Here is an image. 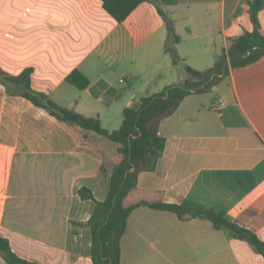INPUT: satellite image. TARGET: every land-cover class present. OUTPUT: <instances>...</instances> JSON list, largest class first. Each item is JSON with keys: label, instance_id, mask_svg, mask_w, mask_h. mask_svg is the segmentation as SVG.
<instances>
[{"label": "crops", "instance_id": "0c3cea01", "mask_svg": "<svg viewBox=\"0 0 264 264\" xmlns=\"http://www.w3.org/2000/svg\"><path fill=\"white\" fill-rule=\"evenodd\" d=\"M250 1L146 0L116 22L101 0H0V71L16 78L30 69L33 92L116 130L125 109L187 80L185 67L214 68L232 40L252 32ZM257 17L264 36V6ZM73 71L88 79L84 89L67 83ZM21 92L0 78V237L32 264H93L87 222L107 197L118 144L58 120ZM158 134L163 152L153 171L138 174L130 203L189 202L231 218L264 208V57L186 96ZM257 237L264 242V225ZM120 264L264 258L207 220L141 206L120 240Z\"/></svg>", "mask_w": 264, "mask_h": 264}, {"label": "trees", "instance_id": "16d2710c", "mask_svg": "<svg viewBox=\"0 0 264 264\" xmlns=\"http://www.w3.org/2000/svg\"><path fill=\"white\" fill-rule=\"evenodd\" d=\"M104 10L116 21L122 22L141 2L146 0H101ZM172 5L175 0H162ZM264 6V0L249 2V15L253 31L231 41L227 50L218 57L214 68L196 71L185 67L187 80L171 85L151 96L141 98L132 107L122 113V122L116 130L101 127L98 119L86 118L78 113L59 107L45 95L35 93L30 88L31 70H26L16 78H9L0 71L5 83H14L21 94L35 106L48 111L52 116L65 123L93 131L118 144L121 161L113 170L109 181L107 197L95 202L94 211L87 222L91 232V258L93 264H120V240L126 230L131 212L141 206L160 211H168L179 218H198L211 222L217 230H225L232 238L245 240L264 258V242L257 237L258 230L264 225V208L259 204L240 210L235 217H229L223 211L207 208L203 205L185 202L181 205H166L139 201L130 203L128 198L135 191L137 176L140 172H150L156 167L161 156L165 140L159 136V126L171 116L183 99L192 93H205L225 78L229 70L254 63L264 57V36L259 31L258 13ZM163 16L162 12L158 10ZM166 26L173 42L178 39L168 20ZM174 56L173 50H168ZM67 83L82 90L88 79L78 71L66 78ZM85 199H92L89 191L80 190ZM0 256L6 264H32L17 257L10 249L6 239L0 237Z\"/></svg>", "mask_w": 264, "mask_h": 264}, {"label": "rangeland", "instance_id": "374dc122", "mask_svg": "<svg viewBox=\"0 0 264 264\" xmlns=\"http://www.w3.org/2000/svg\"><path fill=\"white\" fill-rule=\"evenodd\" d=\"M155 1H157V2L160 3V4L162 3L161 0H155Z\"/></svg>", "mask_w": 264, "mask_h": 264}]
</instances>
